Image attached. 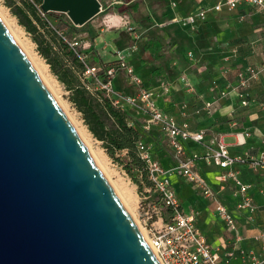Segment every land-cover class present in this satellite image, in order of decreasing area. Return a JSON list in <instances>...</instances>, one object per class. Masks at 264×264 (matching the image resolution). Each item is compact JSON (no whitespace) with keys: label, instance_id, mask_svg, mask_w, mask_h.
Segmentation results:
<instances>
[{"label":"water","instance_id":"obj_1","mask_svg":"<svg viewBox=\"0 0 264 264\" xmlns=\"http://www.w3.org/2000/svg\"><path fill=\"white\" fill-rule=\"evenodd\" d=\"M81 27L98 0H42ZM0 264H160L0 18Z\"/></svg>","mask_w":264,"mask_h":264},{"label":"built area","instance_id":"obj_2","mask_svg":"<svg viewBox=\"0 0 264 264\" xmlns=\"http://www.w3.org/2000/svg\"><path fill=\"white\" fill-rule=\"evenodd\" d=\"M27 1L34 6L37 15L46 20V12L41 9L42 0L40 2L37 0ZM108 1H110V5L121 3L120 0ZM177 5V1L171 2L173 8H176ZM241 5L252 6L264 15V0H218L217 3L208 8L198 7L187 15H175L169 20V23L196 32L197 24L206 21L208 12H220L224 9L232 11ZM102 10L103 5L100 2V12ZM46 21L48 27L55 30L83 64L81 71L78 72L81 86L89 93L95 95L102 93L111 106L117 109L131 110L141 119L145 131H156L168 142L173 151L175 163L173 166L165 168L153 156L150 146L143 139L137 142V152L141 160L145 162L147 178L150 182V185H144L143 190L139 191L138 208L143 218V228L146 234L143 231L142 233L160 264H231L234 252L226 253L224 259L219 248L213 247L207 241L197 225L196 212H186L182 208L178 194L171 183V176L183 177L198 188L204 197L214 200L218 216L234 232L236 240L241 242L242 236L235 217L223 201L218 198L217 192L206 178L199 172L197 162L201 159H207L224 170L220 179L224 186L230 182L234 184L233 193L238 197L236 209L252 220L257 211V206L251 195L253 185L240 178L235 165L246 164L253 170H263L264 172V150L259 156L233 155L223 134L214 132L210 133L209 138H207L209 133L207 129L191 130L188 122L179 123L159 107L154 93L145 88L141 78L124 63V55L122 54L116 60L134 91L125 93L117 90L113 85V79L116 76L114 66L104 68L87 64L85 59L89 44L80 42L77 36L67 38L62 30L55 29L51 22ZM123 23L128 30H134L129 19H125ZM162 25L158 24V26ZM134 50H136V45L129 48L130 52ZM187 56L190 60L195 59L193 51H189ZM263 71L264 67L252 65L237 70L234 90L242 105L249 104L251 88L254 83L260 80ZM224 73H227V70ZM179 81L188 90H194L187 74L182 73L179 76ZM173 84L171 81L162 84L165 95L170 93ZM227 94L226 91L221 92L222 96ZM205 105L210 108L212 104L207 102ZM188 141L204 145L205 152L187 153L185 144ZM261 237L264 238V230ZM240 254L242 258L240 264H264V252L262 255H258L253 250L241 247Z\"/></svg>","mask_w":264,"mask_h":264},{"label":"crops","instance_id":"obj_3","mask_svg":"<svg viewBox=\"0 0 264 264\" xmlns=\"http://www.w3.org/2000/svg\"><path fill=\"white\" fill-rule=\"evenodd\" d=\"M136 1H139L142 4L141 12H143L144 0ZM172 1H177L178 5L176 8H173L171 6ZM217 1L218 0H153L151 8L153 9V12L161 15L158 24H163L162 26H158V28L164 30L165 33L169 36V39L163 41L162 39L158 38L164 44V53L160 58L158 64L159 78L153 75L152 70V75L149 74L144 83L154 93V97L159 107L163 111L174 117L179 123L185 121L188 122L191 130L207 129L209 132L207 138H209L210 133L214 132L223 134L224 139L227 136L233 137L234 142L227 143L233 155L250 154L253 156H259L260 153L264 150V104H261L262 97H264V84L261 81L262 76L260 80L254 83L251 88L249 104L242 105L234 90L236 75L233 81L224 83L223 79L227 76L229 77V75L224 73L219 74L217 70L215 71L217 63L222 59V56L220 57L218 52L219 48L215 50H209L204 53H200L198 52L199 50H196L194 60H190L187 56V61L192 65L190 68L181 67L179 59L174 57V47L175 45H177L176 41L181 38V35L184 32H188L189 34L194 35L197 31L191 32L190 30L182 28L177 24H170L169 20L172 19L175 15H187L198 7L208 8L217 3ZM250 7L254 8L252 6L241 5L240 7L232 11H228L227 9H224L220 12L210 11L208 12V15L210 16V18H216L218 21H221L225 14H229V16H231L233 15L232 13L237 11V15L235 14L233 16H237L240 19H244L245 16H250L249 18L252 21L251 24L253 23L251 27H254L255 31L264 29V26H257L259 23L258 21H260L262 16L264 18V15L257 9L256 10L258 12L250 13ZM208 15L205 22H199L201 25L204 26V23L208 21ZM114 16H116V18L114 19L116 23H120L121 20H125V18H127L126 16ZM97 17L98 14L83 26L85 28L81 30L82 35L89 37L90 35L91 37L93 36V34H91L92 26ZM116 19H120V21L117 22L118 20ZM136 29L137 27L134 26V30ZM239 33L240 35H243L241 34L243 32ZM104 34V32L98 33L96 34V37H90L89 39H87L86 42L89 44V50L87 49L86 51L87 53L90 51V45L92 43L96 52L100 55L102 60L109 62L115 60V55H112V58H109L108 53L104 49H111L113 53L117 50L113 42L107 40L105 41ZM197 38H199V36H197ZM198 42L200 43V41ZM129 48L130 47H128L126 51L123 50L122 55H124V58L130 56L131 52L129 51ZM53 49L59 51V48L54 44ZM143 56L145 59V64L142 63L141 59L142 66H138L140 67L138 68V70H144L143 66H145L146 68L153 67L148 66L149 53L145 52ZM64 61L67 66H70V68L72 69L74 68L69 60L65 59ZM208 67H210V70L207 69ZM182 73L187 74V76L189 77L194 86L193 91L188 90L179 81V76ZM76 74L78 76V72H76ZM168 81H171L174 84L172 85L170 93L165 95L162 90V84ZM212 81L215 83H219L216 90L212 89ZM60 84L62 85L63 89L69 93V90H66L62 83ZM222 91H226L228 94L226 96H222ZM89 94L95 96V94ZM210 101H213L214 103V113L207 115L202 109H199V107L205 105ZM159 140L165 143L168 149V154L160 162L163 167L169 168L175 163L173 151L168 142L160 134ZM185 145L187 153L189 154L194 152L203 153L206 150L204 145L196 144L192 141L186 142ZM153 156L157 160H159L156 157L157 155L155 156V152ZM197 168L199 172L206 178L212 188L217 192L218 198L223 201V203L228 207L230 212L235 217L240 235L242 236L241 242H238L236 240L234 232L226 226L223 220L220 219L215 208V201L212 199H209L210 204L208 206L210 207L211 215L207 218L206 221H204V227L201 226L198 220V208L200 207L198 204L195 205L196 201H193L194 199L187 194V190L188 188H190V186L194 187L196 191H200L194 185L187 182L183 177L173 175L171 176V183L178 194L184 211L196 212L198 227L205 235L207 241L213 247L219 248V251L222 254L223 258L226 256V253L234 252V256L231 258V264L241 263V247L246 248L247 250H253L256 254L262 255L264 252V238L261 237V234L264 230L263 170H253L246 164L235 165V169H237L240 178L243 181L253 185L251 195L254 203L257 206V211L254 215V218L251 220L246 215L238 212V210L236 209V202L238 200V197H236L233 193L234 184L230 182L229 184L224 186V183L220 179V175L224 171L222 168L207 159L198 160ZM178 187L180 188L179 191ZM180 191H183V193H180Z\"/></svg>","mask_w":264,"mask_h":264},{"label":"rangeland","instance_id":"obj_4","mask_svg":"<svg viewBox=\"0 0 264 264\" xmlns=\"http://www.w3.org/2000/svg\"><path fill=\"white\" fill-rule=\"evenodd\" d=\"M18 2L20 0H17ZM103 8L105 6L110 5V1L108 0H99ZM142 1V0H141ZM153 0H144V11L134 14L131 17H127L131 24L137 27L136 30H128L124 25V20L116 19V23L114 19L116 16L115 14L100 12L98 14L97 19H95L93 26H92V33L93 36L96 37V34L104 32L105 41H110L115 44L116 52H112L111 49H104L109 58H112V55H115V60L121 56L123 50H127L129 45L132 43L139 44L141 41H145L150 37H157L166 41L169 39V36L165 33L164 30L158 28V21L161 15H158L156 12H153L151 8ZM250 13L258 12L256 8L249 9ZM238 13L235 11L232 13L235 15ZM55 14H61L59 12H55ZM224 15V14H223ZM229 16V14H225L221 21H218L216 18H208V21L204 23V26L200 23L197 24L198 30L194 35L189 34L188 32H184L181 35V38L176 41L177 45H175V58H178L180 61V65L183 68L191 67L192 65L189 64L187 61V54L189 51H193L194 54L196 50L198 52H206L209 50H215L219 48V55L222 56V59L217 63L215 67V71L217 70L219 74H223L225 70L229 77H225L223 79L224 83H229L234 80L237 70L244 68L246 66L252 65L256 67H264V29L255 31L254 27L252 28L250 16H245L244 19H240L239 17ZM237 15V14H236ZM114 16V17H113ZM0 18L2 19L5 27L10 32L13 40L19 46L25 57L28 59L30 64L33 66L31 62V56L24 51L23 43L31 48L32 56L38 59L45 67L46 74L51 79V83L53 88L47 86L44 79L38 74L46 88L52 94L54 99L56 100L57 104L64 112L65 116L68 118L70 123L73 125L76 133L79 135V138L82 140L83 144L86 146L87 150L89 151L90 155L94 158V153L99 152L103 155L105 160V167H101L97 161L95 162L98 165V168L102 172V174L107 179L108 183L113 187L115 194L122 202L123 206L131 216V218L136 221L141 231L145 232L143 228V218L138 208L139 202V187L137 184H134L130 179L128 173L122 167L120 161L116 159L110 158L104 148L102 147L101 141L97 140L91 132L88 130L87 126L84 124L81 114L73 107V105L68 100V92H66L62 85L57 81L55 76L50 72L48 64L44 61V59L38 54L36 50V44L32 41L30 35L25 31V29L18 23L17 18L11 13L10 9L7 5H5L4 0H0ZM125 18V19H127ZM51 24L54 26V21L50 18H47ZM257 26H264V18L258 21ZM263 23V24H262ZM261 24V25H260ZM59 30H62L67 38H71L73 36H77L80 42H86L89 39V36H84L81 34V30L85 27H78L77 30H72L66 27L65 25H60ZM102 29V30H101ZM239 32H243L240 35ZM199 36V38H197ZM218 39V40H217ZM56 43L58 44L57 38H55ZM200 41V43L198 42ZM89 50V49H88ZM28 54V55H27ZM124 63L133 69L134 73H136L141 80L143 81V86L145 88H149L144 82L147 79L149 74L152 75V70L154 67L146 68L144 70H138V66H142L141 61L138 57V52L133 51L131 52L129 57L124 58ZM107 62V61H106ZM146 69V70H145ZM210 70V67L207 68ZM212 70V69H211ZM143 71V72H141ZM232 74V75H230ZM261 81L264 84V71L261 75ZM212 89L216 90L219 83L211 82ZM113 85L117 89L123 90L125 93H132L133 86L128 83L125 73L121 70L120 74H118L113 79ZM226 85V84H224ZM229 87V85H228ZM150 89V88H149ZM211 102V107L207 108L206 105H202L199 109H202L205 114L210 115L214 112V103ZM261 104H264V97H262ZM186 107V106H185ZM82 133V134H81ZM84 135V136H83ZM142 139L145 143L150 146L153 154L155 152V156L162 161L165 156L168 154V149L166 144L159 140V137H151L145 133H141ZM227 143H233L234 138L227 136L225 138ZM126 152L119 151L115 153V158H125ZM117 183H120L124 186L125 190L127 191V201L123 200L120 196V193L117 188ZM178 187V191H179ZM189 193H188V192ZM187 194L192 197L196 201L195 205H199V224L204 227V221L210 217V201L206 199L203 194L196 191L194 187L188 188ZM183 191H180V193ZM146 234V232H145Z\"/></svg>","mask_w":264,"mask_h":264},{"label":"trees","instance_id":"obj_5","mask_svg":"<svg viewBox=\"0 0 264 264\" xmlns=\"http://www.w3.org/2000/svg\"><path fill=\"white\" fill-rule=\"evenodd\" d=\"M37 1L40 2L41 0ZM120 1L121 3L105 6L101 12L127 17L141 12L142 4L139 1ZM4 3L17 18L18 23L30 35L32 41L36 44L38 54L48 64L50 72L64 85L66 90H69L68 100L80 112L82 120L88 130L97 140L101 141L102 147L110 158L120 161L132 182L138 185L139 191L141 192L144 185L148 186L150 182L147 178L145 162L141 160L137 152V142L142 139L141 133L155 138L159 137V134L145 131L141 119L131 110L117 109L111 106L102 93L92 96L79 84V77L76 72L81 71L83 64L67 44L57 35L55 30L48 27L46 21L48 20L47 18L55 20V29H60L59 27L62 24L69 29L77 30V26H74L65 14L61 13L58 15L55 12H47L45 20L37 15L34 6L27 0H20L19 2L17 0H4ZM55 38H57L58 44ZM53 44L59 48V51L53 49ZM133 45H136V50L134 51L138 52V57L140 61L142 59L143 64H145L144 53H149L148 66L154 67L153 75L159 78L158 64L164 53V44L161 40L150 37L145 41H141L139 44L132 43L129 47ZM65 59L70 61L75 70L66 65ZM85 62L89 65H97L104 68L112 65L115 67L116 76L121 71L117 60L109 62L103 61L92 43ZM117 90L123 91L121 89ZM123 150L126 151L127 156L120 160L119 158H115V153Z\"/></svg>","mask_w":264,"mask_h":264},{"label":"bare ground","instance_id":"obj_6","mask_svg":"<svg viewBox=\"0 0 264 264\" xmlns=\"http://www.w3.org/2000/svg\"><path fill=\"white\" fill-rule=\"evenodd\" d=\"M23 47H24V51H26L29 54V56H31L29 58H31V62H32L34 68L36 69L37 73L44 79V81L46 82L47 86H50V88H53L54 86L51 87L52 86L51 79H49V77L47 76L46 69H45L44 65L38 59H36L34 56H32L31 48L29 46H27L25 43H23ZM94 158H95V160L97 161V163L101 167H105V160H104V157H103V155L101 153L95 152L94 153ZM94 158H93V160H94ZM117 188H118V191L120 193L121 198L124 201L125 200L127 201V199H128L127 196L128 195H127V191L125 190L124 186L121 185L120 183H117Z\"/></svg>","mask_w":264,"mask_h":264}]
</instances>
